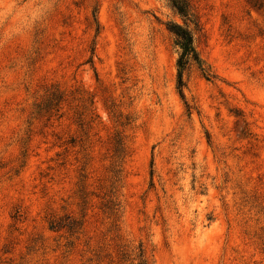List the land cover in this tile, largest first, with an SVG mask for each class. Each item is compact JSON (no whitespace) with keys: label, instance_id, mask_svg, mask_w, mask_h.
Listing matches in <instances>:
<instances>
[{"label":"rangeland","instance_id":"1","mask_svg":"<svg viewBox=\"0 0 264 264\" xmlns=\"http://www.w3.org/2000/svg\"><path fill=\"white\" fill-rule=\"evenodd\" d=\"M189 2L208 78L189 67L181 99L168 0H0V264H120L121 246L147 264H264V0ZM51 86L98 117L94 195L116 116L129 123L115 228L95 197L77 237L47 228L79 217L83 137L73 97L31 118Z\"/></svg>","mask_w":264,"mask_h":264},{"label":"trees","instance_id":"2","mask_svg":"<svg viewBox=\"0 0 264 264\" xmlns=\"http://www.w3.org/2000/svg\"><path fill=\"white\" fill-rule=\"evenodd\" d=\"M171 8L182 19L183 25L169 22L166 25V30L172 35L174 39V46L178 50V57L176 60L177 69V91L181 99H183V76L185 72L191 66H196L207 79L208 75L203 69V62L201 61L198 53L193 46L192 32L188 29L187 25H193L195 28L199 26V22L194 13L192 5L189 0H168ZM98 33V29L95 30ZM93 47L91 48V55H93ZM73 92H67L66 90H60L57 86H51L46 90L44 96L39 102L33 105V111L31 113L32 119L46 118L56 116L59 112L61 105L68 103V98L73 97ZM81 98L73 97L69 102L74 116H77L74 121L76 128L82 133L83 137L76 141L75 138H71L69 144L72 148H78L77 154L80 155V165L78 170V181L76 195L78 198L79 217H75L73 214L69 215H50L47 219V228L49 231L59 233L68 238L77 237L83 229V220L86 216L88 207L90 205V197L99 199L98 209L102 214L111 222V227L115 228L119 221V215L121 213L119 202V190L120 184L123 179V162L128 157V148L126 143V136L124 135V128L129 124L128 122L119 121L120 116H116V123L120 126V130H116L110 137V154H109V166L107 168V182L105 187L100 186V192L97 195L88 190V170L91 166V140L96 134H92L98 124V117L93 110L88 111V120L83 122L77 113L78 105H73ZM62 237V236H61ZM118 262L120 264H147L144 259V254L139 246L134 251L123 249V247H117Z\"/></svg>","mask_w":264,"mask_h":264}]
</instances>
